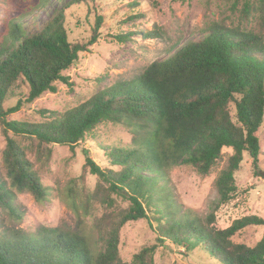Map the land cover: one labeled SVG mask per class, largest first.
<instances>
[{
  "label": "trees",
  "instance_id": "trees-1",
  "mask_svg": "<svg viewBox=\"0 0 264 264\" xmlns=\"http://www.w3.org/2000/svg\"><path fill=\"white\" fill-rule=\"evenodd\" d=\"M25 1L23 13L44 6L48 0ZM244 10L250 13L249 0ZM22 18L15 14L0 30V124L5 133L37 141L39 155H45L49 145H66L74 151L104 121L126 126L132 134L130 143L112 150V165L121 166V170L101 167L88 150L85 166L130 206L111 224L98 252L91 249L88 237L77 232L41 226L28 233L0 220V264H151L157 244L142 248L131 263L119 257V231L125 223L138 219L157 222L159 242L167 240L186 249L202 246L222 264H264V237L254 246L233 240L247 227L263 226V218L245 216L226 229H218L205 224L191 210L180 213L167 187L160 184L161 178L167 185L173 166L190 165L200 174H208L223 157L224 147L232 148L233 153L216 180L220 204L236 196V173L244 152L252 158L254 174H263L257 135L264 121L263 36L214 25L205 38L188 42L168 58L152 62L137 77L119 80L64 112L40 109L38 113L45 120L33 123L10 120L8 115L45 92H58V83L73 90L74 83L64 71L98 41L103 16L97 15L85 43L69 40L63 11L56 12L33 34L24 31ZM146 36L153 37L151 33ZM116 37L119 41L128 38L126 34ZM17 87H25L27 94L5 109L6 98ZM3 158L12 188L30 192L40 202L47 200L48 188L24 147L10 135ZM108 202L112 206L113 200ZM88 205V201L83 205L85 213ZM0 209L15 220L25 214L15 192L1 177ZM209 219L212 222L215 216Z\"/></svg>",
  "mask_w": 264,
  "mask_h": 264
},
{
  "label": "rangeland",
  "instance_id": "rangeland-1",
  "mask_svg": "<svg viewBox=\"0 0 264 264\" xmlns=\"http://www.w3.org/2000/svg\"><path fill=\"white\" fill-rule=\"evenodd\" d=\"M245 1L48 0L44 6L23 13L25 0H0V30L19 13L23 17L24 31L33 34L56 12L63 11L64 25L72 43L87 42L97 15L103 16L98 41L89 46L88 51L81 52L78 60L64 71L74 83L73 90L58 83V92H45L32 102H24L18 111L8 115V119L40 122L45 120L38 113L40 109L64 112L76 107L119 80L137 77L152 62L168 58L188 42L205 38L214 25L252 31L264 38L262 1L249 0L251 11L248 15L244 10ZM146 33L153 37L149 38ZM118 34H126L127 40L119 41ZM26 94L25 87H17L13 95L6 98L3 107L15 105ZM231 110L236 120L233 104ZM8 135L24 147L33 168L48 188L49 196L44 202L38 201L30 192H19L11 187L3 158ZM257 135L261 147L259 167L263 174H254L252 158L244 152L236 173V196L226 204L219 203L216 180L227 166L232 148H223V157L206 175L190 165L171 167L167 185L161 178L160 184L167 187L174 204L179 206V212L191 210L205 224L218 229H226L245 216L255 215L264 219V121ZM131 137L126 126L104 121L75 146L74 151L66 145H49L45 147V155H39L37 141L12 132L7 134L0 124V177L15 192L16 202L25 210L24 217L15 220L0 209V220L28 233L41 226L77 232L88 237L92 250H102L111 224L119 220L130 202L90 173L85 166V151L88 150L90 158L101 167L119 171L121 166L112 165V150L129 144ZM110 199L113 200L112 206L108 202ZM86 201L89 202L87 213L86 206H83ZM211 215L215 216L212 222L209 219ZM263 237L264 225L250 226L236 234L233 240L254 246ZM158 238L155 220L152 224L147 219L125 223L119 231L120 259L131 263L142 248L157 244L151 264H222L217 256L202 246L186 249L167 240L159 242Z\"/></svg>",
  "mask_w": 264,
  "mask_h": 264
}]
</instances>
